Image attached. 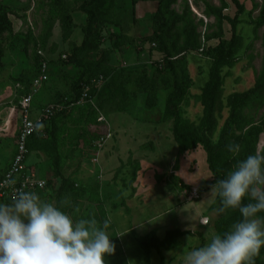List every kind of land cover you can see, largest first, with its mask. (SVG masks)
Wrapping results in <instances>:
<instances>
[{
    "label": "rangeland",
    "instance_id": "1",
    "mask_svg": "<svg viewBox=\"0 0 264 264\" xmlns=\"http://www.w3.org/2000/svg\"><path fill=\"white\" fill-rule=\"evenodd\" d=\"M158 1L104 0L105 15L96 48L73 55L71 48L80 45L79 29L86 19L79 10L80 0H0V21L7 25L0 34V175L9 164L5 162L4 151L18 132L24 99L33 93L31 117L38 119L40 134L31 146L28 162L46 182L39 196L74 219L94 218L103 227L108 213L123 204L122 196L114 188L115 180L104 181L100 162V153L113 137L110 119L123 115L127 121L146 123L163 122L172 116L164 113L166 104L170 107L175 97L172 76L159 72L158 63L163 55L153 46L159 44L153 33L162 34L160 23H154ZM238 1L244 7L241 14L231 0H176L170 7L183 16L175 24L168 19L171 37L177 35L180 44L190 39L198 47L197 51L183 53L176 69L183 72L189 84L178 104L177 113L186 122L179 130L194 133L199 141L197 149L182 151L176 143L177 151L170 158L173 162L164 178L162 169L148 165L147 160L154 155L151 142L139 141L134 152H130L128 165L122 164L116 173L119 177L123 171L134 176L139 168L145 173L155 169L160 184L172 188L179 196V206L195 208L202 215L196 223L173 230L179 235L176 243L174 236H166L164 246L154 235L162 240L170 226L160 217L145 225L140 237H146L147 253L143 254L140 248L138 253L131 249L129 261L123 242L116 238L108 223L105 231L115 251L105 256V264H182L186 251L204 246L235 223L236 210L219 212V198L211 196L213 176L202 144H208L215 169L222 175H227L247 155L264 154V24H256L264 0ZM235 17L238 19L235 33L242 36L243 47L233 64L220 69V86L208 126L206 110L213 59L202 49L220 39H229L232 30L227 18ZM44 62L48 66L47 81L34 88ZM142 71L146 72L147 83L141 87ZM95 75H102L104 83L94 90L90 101L79 104V78ZM51 106L53 113L47 117L42 110ZM166 115L169 116L165 118ZM254 128L257 130L253 137ZM231 144L240 146L238 155L228 151ZM137 154L146 159L141 166ZM199 154L203 157L199 158ZM110 171L115 174L114 169ZM200 179L203 183L198 184ZM143 184H147L146 176ZM191 186L201 194L194 201H188L185 195ZM206 218L208 222L202 224ZM184 239L189 240L185 243ZM252 264H264V247L252 257Z\"/></svg>",
    "mask_w": 264,
    "mask_h": 264
},
{
    "label": "clouds",
    "instance_id": "2",
    "mask_svg": "<svg viewBox=\"0 0 264 264\" xmlns=\"http://www.w3.org/2000/svg\"><path fill=\"white\" fill-rule=\"evenodd\" d=\"M238 155V144L228 145ZM219 212L238 210L241 219L204 246L186 251L182 264H252L264 247V154H249L211 188ZM247 199L248 203H243ZM206 223V221H202ZM94 218L74 219L34 191L17 190L0 203V264H105L115 245Z\"/></svg>",
    "mask_w": 264,
    "mask_h": 264
},
{
    "label": "crops",
    "instance_id": "3",
    "mask_svg": "<svg viewBox=\"0 0 264 264\" xmlns=\"http://www.w3.org/2000/svg\"><path fill=\"white\" fill-rule=\"evenodd\" d=\"M79 39L82 40V34ZM6 122L8 123V121ZM172 126V120L163 122L148 121L146 123L132 120L130 122L127 121L126 116L123 115H114L110 119L113 137L108 142L105 149L100 153V162L105 172L104 181L115 180L114 188H117L122 196L123 204L120 205L117 211H110L107 217L109 223L112 225L115 236L123 242L127 260L129 255L128 252H130L129 250L135 249L137 253L139 252V247L135 243V237H140L144 232L143 227L145 225H150V223L158 217L162 218L164 222L170 226L169 228L171 229L166 231H173L178 230L180 225L188 226V224L196 223L198 217L202 215V213H199L195 208H188V206L185 205L179 206V196L172 188L160 184L161 178L160 180L157 178L155 172L158 171L155 169L152 172L149 171L145 173L144 171H139V168L134 176L132 173L128 174L124 171L120 174V177L119 174L116 176L118 169L120 170V168H122V164L125 166L128 165L130 152L134 150L133 148H136L139 141L143 142L148 140L153 145L152 149L154 154L151 156L152 158L147 160L149 161L148 165H156L158 170H163V174H165L164 178L167 177L166 171L173 162L170 158H172L177 151ZM142 144H140L139 147ZM6 148L7 149L4 151L5 162L10 163L15 153V139L14 142H10ZM135 157L139 160L137 161L140 162V166L141 162L144 160L146 161V159L139 156V154ZM198 157L202 158L203 156L199 154ZM28 160L29 159H27V165L34 168L37 175L42 178L37 168L32 166ZM111 169L115 170V174H110L113 172L110 171ZM202 171L203 176H206L205 168H203ZM159 175L161 176V174ZM145 176L147 184H143ZM176 176L179 178L180 175ZM198 181V184L203 183L201 179ZM187 182H189V180ZM11 202L12 201H0V203L6 204ZM111 203L114 204L112 201ZM108 206H110L109 203ZM188 240L189 239H184L185 243Z\"/></svg>",
    "mask_w": 264,
    "mask_h": 264
},
{
    "label": "trees",
    "instance_id": "4",
    "mask_svg": "<svg viewBox=\"0 0 264 264\" xmlns=\"http://www.w3.org/2000/svg\"><path fill=\"white\" fill-rule=\"evenodd\" d=\"M81 4L79 7V10L85 14V24L80 27L81 33H82V41L79 46H73L71 48V51L73 55H75L77 52H82L85 50H92L96 48L97 40H98V30L102 24L103 17L105 15L104 11V0H80ZM232 3L235 5V7L238 9V14H241L244 11L243 5L238 0H231ZM176 3V0H159L157 11L154 18V23H160V28L162 30V34L160 36H156V32L153 33L152 37L155 36L157 38L159 44L158 46L154 44L155 48H159V51L163 55V60L158 63L159 72L162 74L167 73L168 75L172 76V89L175 92V97L172 98L170 101V104H166L164 113H171L172 116L168 119L172 120V132L175 139V142L178 144V147L180 150H191V149H197L196 143L199 141L197 140V137L192 132H181L179 128L182 127V125H186V122L184 120L180 119L179 113H177V109L179 108L178 104L183 100V98L186 95L187 89L189 88V84L187 81V77L183 75V72L180 70H176L178 66L179 59L182 57V54L185 52L190 51H197L198 47L195 45L194 42H190V39H187L185 43L180 44L178 41V36L175 37L170 35V27H169V21L168 19H171L172 24L178 23L183 20V16H179L173 11L170 10V7ZM232 34L229 39H220L218 42H215V44L207 45L206 49H202V51L212 57L213 61V80L210 87V90L208 92V103L209 107L206 110V120L207 125H210V118H212V107L214 106V98L215 94L217 93L219 86H220V69L223 66L231 65L234 63V60L237 58L238 53L243 47V38L239 34L235 33V28L238 23V19L235 18H227ZM256 24L258 26H261L264 24V6L260 11L259 17L256 21ZM7 29V25L0 21V34L3 33ZM154 39V38H153ZM150 38V40H153ZM1 69V65H0ZM103 77L102 75H95L91 77H80L79 79V85H78V95L77 97L80 98L83 86L89 85L90 86V93L89 97L92 98V94L94 90L98 88V84H92V80L98 79L99 77ZM105 79L103 77L102 83H104ZM140 86H145L147 83V77L146 72L142 71L140 76ZM90 101V100H89ZM170 110V111H169ZM169 115L164 116L167 118ZM163 117V119H164ZM37 129H38V123H37ZM256 128L252 129L251 135L253 137L256 134ZM40 132L38 131L37 134H34L33 136L29 137L26 142V148H27V155H26V161L29 157L31 146L34 144V142L39 138L38 135ZM249 138V134H248ZM152 147V144H150ZM203 149L206 154V163L209 172L213 176V182L214 184L218 179H224L226 175L220 174L214 166L213 163V155L212 152L208 146L207 143L202 144ZM144 149V146L142 147ZM11 161V160H10ZM10 164V163H9ZM55 168L58 166V156H56L54 161ZM9 167V165H8ZM8 167L1 173L0 175V181L5 175V172L7 171ZM46 188V187H45ZM44 190L36 191V193L39 195ZM201 195V194H200ZM218 198V197H217ZM243 203H245L243 201ZM246 204V203H245ZM241 219V214L238 210H236V219L235 222L239 221ZM112 227V225L110 224ZM113 229V228H112ZM150 235L149 237H151ZM166 236H174V242L176 243V239L178 238L177 232L167 231L165 234V237L161 240L157 236L154 235V239L159 241L160 244H162L163 241H165ZM148 237V238H149ZM117 238V237H116ZM138 238V239H136ZM146 237H135V241L138 245V247L143 251V254L147 253V248L144 247V241ZM164 246V244H162ZM164 248V247H163ZM167 248V247H165ZM151 251V249L149 250Z\"/></svg>",
    "mask_w": 264,
    "mask_h": 264
},
{
    "label": "built area",
    "instance_id": "5",
    "mask_svg": "<svg viewBox=\"0 0 264 264\" xmlns=\"http://www.w3.org/2000/svg\"><path fill=\"white\" fill-rule=\"evenodd\" d=\"M154 46V44H153ZM41 54L38 51V54ZM41 73L34 80V88L39 87L41 84L47 81V63L44 62L41 65ZM103 78L100 76L98 79L92 80V84H100ZM90 86H83L81 96L79 98V104L89 101ZM33 100V93L26 95L24 99V104L20 110V122L18 132L15 138V153L10 161L9 167L5 172L4 177L0 181V201H12L17 193V190L23 191H39L44 190L46 187V182L37 175L34 168L27 165L26 155L27 148L26 142L29 137L38 133L37 123L38 119H33L31 117V102ZM53 107L43 108V114L50 117L53 113ZM185 195L188 201H194L199 199L200 191L196 187H189L185 191ZM202 221V220H201ZM200 221V222H201ZM203 221L208 222V219H203ZM202 224H205L202 222Z\"/></svg>",
    "mask_w": 264,
    "mask_h": 264
}]
</instances>
